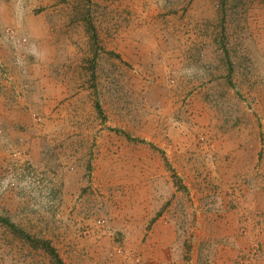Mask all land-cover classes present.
Returning a JSON list of instances; mask_svg holds the SVG:
<instances>
[{
	"label": "rangeland",
	"instance_id": "rangeland-1",
	"mask_svg": "<svg viewBox=\"0 0 264 264\" xmlns=\"http://www.w3.org/2000/svg\"><path fill=\"white\" fill-rule=\"evenodd\" d=\"M250 170L264 0H0V264H264Z\"/></svg>",
	"mask_w": 264,
	"mask_h": 264
},
{
	"label": "crops",
	"instance_id": "crops-1",
	"mask_svg": "<svg viewBox=\"0 0 264 264\" xmlns=\"http://www.w3.org/2000/svg\"><path fill=\"white\" fill-rule=\"evenodd\" d=\"M238 152L240 154V151L238 149L235 152H233V157L239 158L237 155ZM238 161H236V162H238ZM233 165L234 166H232V169L234 170V167L237 168V173L242 171V170L239 171L240 166H242V163L240 161H239V163H236ZM230 171H231V169L224 171L225 173L229 174L228 175L229 176L228 181L232 177V174L230 173ZM246 174L247 175L243 176L241 178L240 182L238 183L239 184L238 186L241 187L240 188L241 193H239V195H241V197H240L236 211L240 212V214L241 213L243 215L245 214V216H244L245 218H243V216H242V223H245L247 221H252L255 224L256 220L250 218V217H254V215L252 214L253 212L249 209V207H250V205H253V207L256 208V210H258L260 214L262 212H264V191H260L261 190L260 184L256 183L255 173L253 170L252 171L251 170L246 171ZM242 188H243V190H242ZM250 189L253 191H251ZM224 203H228V201H225ZM226 206H225V208H226ZM208 208H210V207H208ZM223 211H224V209H223ZM222 219H223V221H226V218L223 217Z\"/></svg>",
	"mask_w": 264,
	"mask_h": 264
},
{
	"label": "trees",
	"instance_id": "trees-1",
	"mask_svg": "<svg viewBox=\"0 0 264 264\" xmlns=\"http://www.w3.org/2000/svg\"><path fill=\"white\" fill-rule=\"evenodd\" d=\"M42 244L44 245L45 251L49 253L52 260L55 261V264H65L56 252L55 248H53L49 242L44 241Z\"/></svg>",
	"mask_w": 264,
	"mask_h": 264
}]
</instances>
